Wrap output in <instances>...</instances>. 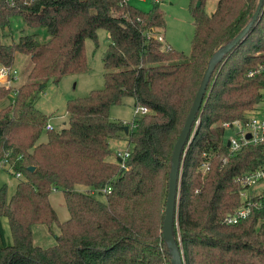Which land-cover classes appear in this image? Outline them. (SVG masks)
<instances>
[{
	"label": "trees",
	"instance_id": "1",
	"mask_svg": "<svg viewBox=\"0 0 264 264\" xmlns=\"http://www.w3.org/2000/svg\"><path fill=\"white\" fill-rule=\"evenodd\" d=\"M205 1H189L194 31L185 61L154 38L165 26L157 2L142 11L126 0H0V67L14 70L16 54L28 56L31 65L27 83L15 87L11 78L8 88L0 85V102L7 101L0 109V165L20 174L12 196L0 187V221L6 219L10 233L6 242L0 223V264H170L162 225L173 147L210 58L250 23L259 3L218 0L207 14ZM13 17L45 29L50 39L23 35L4 44ZM100 29L109 40L103 87L68 100V128L46 131L51 117L33 101L48 80L88 71L84 43L96 48ZM263 63L264 6L216 65L183 159L173 233L184 264H264V210L236 225L224 223L240 203L235 179L264 165V145L231 153L222 127L256 109L264 74L248 73ZM125 98L149 113L133 125L111 121L110 109ZM120 132L130 146L127 170L120 161H106L109 141ZM43 133L47 140L39 143ZM78 185L89 190L77 192ZM54 191H62L69 214L63 223L49 201ZM36 225L58 227L53 246L33 245Z\"/></svg>",
	"mask_w": 264,
	"mask_h": 264
},
{
	"label": "rangeland",
	"instance_id": "2",
	"mask_svg": "<svg viewBox=\"0 0 264 264\" xmlns=\"http://www.w3.org/2000/svg\"><path fill=\"white\" fill-rule=\"evenodd\" d=\"M130 5L142 11H147L156 0H126ZM190 0H158L159 8L164 14L165 26L157 29L156 33L163 36L164 40L162 48L167 46L183 53L188 59L190 54V42L193 36L194 26L193 19L189 13ZM218 0H206L204 10L207 14H211ZM9 30L6 37L2 40L4 44L18 42L23 35H35L40 42H46L50 39L46 30L43 28H29L19 17L10 19ZM97 47L91 40H85L84 51L88 71L81 74L65 75L59 79L57 83L48 80L42 92L35 98L33 105L50 116L49 123L55 131L68 128V115L66 113V102L75 98L87 96L93 90H99L103 87L104 73L102 66V55L106 50L109 40L105 30H98L96 33ZM30 60L28 56L16 54L14 70L17 72L16 78L13 79L12 85L17 87L27 83V74L30 69ZM13 71V70H12ZM7 103L6 100L0 102V109ZM133 101L131 98L123 99L122 103L110 109V120L113 122L130 123L133 118ZM232 136V131L225 130L224 140L226 141ZM46 135L43 133L39 143L46 142ZM130 149L128 138L125 132H120L118 138L109 141L110 154L106 158L107 162L117 163V153L124 154ZM20 181L15 177L12 170L6 166L0 165V187H7L8 197L12 196L16 184ZM77 192H87L89 188L84 186H75ZM102 200V198L99 197ZM50 204L54 209L59 223L65 222L69 218V214L65 207L62 191H54L49 197ZM1 228L4 231V239L10 242V233L7 221L1 218ZM60 231L56 225L47 228L44 225H36L33 227V245L46 249L55 244V237Z\"/></svg>",
	"mask_w": 264,
	"mask_h": 264
},
{
	"label": "built area",
	"instance_id": "3",
	"mask_svg": "<svg viewBox=\"0 0 264 264\" xmlns=\"http://www.w3.org/2000/svg\"><path fill=\"white\" fill-rule=\"evenodd\" d=\"M8 1L10 3L13 2V0ZM154 38H156L159 42L163 41L162 36H156ZM166 48H168V46ZM260 73L264 74V63L260 65L257 70L249 72L248 76L252 77ZM16 74L17 72L15 70L12 71L8 68L0 67V85H4L8 88L11 84L10 79L16 78ZM148 113L149 110L146 107H134L133 118L132 121H130V124L133 125L134 121L138 117L146 115ZM198 124L199 117L196 118L191 128V133L187 141L185 153L192 143V140L196 134ZM222 127L224 128V130L227 129L232 131V136L226 141V143H228L227 148L231 153H236L245 147L264 145V89L261 92L260 100L256 106V109L250 116L246 118V120L225 123L222 124ZM45 130H52L50 124L46 125ZM127 154V152H125L124 154H116L117 159L118 161H120L121 167L124 170L128 169L124 165V160L127 157ZM202 168L204 171H206L208 169V165L203 164ZM15 177L19 178L20 174H16ZM235 181L242 188L239 191L240 203L234 213L224 219V223L228 225H236L246 220L248 217H250L253 211L264 210V165L254 171L238 176ZM102 192L109 193L110 189H104Z\"/></svg>",
	"mask_w": 264,
	"mask_h": 264
},
{
	"label": "water",
	"instance_id": "4",
	"mask_svg": "<svg viewBox=\"0 0 264 264\" xmlns=\"http://www.w3.org/2000/svg\"><path fill=\"white\" fill-rule=\"evenodd\" d=\"M200 3L196 4L199 7ZM264 6V0H259L257 9L252 17L250 23L234 38V40L217 51L209 60L207 68L203 74L200 86L193 100L190 112L185 120L183 128L177 138V141L173 147L171 154V166L168 179V191L165 201L164 218L162 225V238L166 245L170 264H184V257L181 251V246L175 241L173 226H177V203L179 193V181H180V170L183 163L184 153L187 145L191 128L197 118V114L204 103V97L206 94V88L209 83L210 77L218 63H220L238 43H240L248 33L249 29L256 22L258 17L261 15L262 8ZM127 129L125 128V131ZM228 146V143H226ZM29 171H33V167L28 168Z\"/></svg>",
	"mask_w": 264,
	"mask_h": 264
},
{
	"label": "crops",
	"instance_id": "5",
	"mask_svg": "<svg viewBox=\"0 0 264 264\" xmlns=\"http://www.w3.org/2000/svg\"><path fill=\"white\" fill-rule=\"evenodd\" d=\"M158 0H156L155 2H157ZM168 47H170V46H168ZM50 124V123H49ZM50 126H51V124H50ZM52 127V126H51ZM52 129H53V127H52Z\"/></svg>",
	"mask_w": 264,
	"mask_h": 264
}]
</instances>
